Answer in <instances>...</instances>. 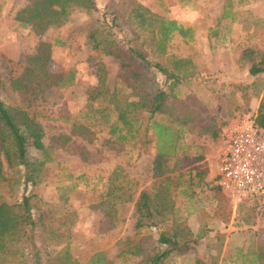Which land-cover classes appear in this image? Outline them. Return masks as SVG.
<instances>
[{
	"label": "rangeland",
	"instance_id": "374dc122",
	"mask_svg": "<svg viewBox=\"0 0 264 264\" xmlns=\"http://www.w3.org/2000/svg\"><path fill=\"white\" fill-rule=\"evenodd\" d=\"M224 1L94 0V10H73L65 22L37 36L12 18L27 0H0V100L25 110L40 124L50 158L32 182L22 184L19 172L0 180V201L32 195L33 214H41L42 230L32 239V249H40V263L136 264L156 244L160 228H134L139 191L165 192L172 207L165 223L177 218L190 232L189 248L171 252L160 264H242L240 254L264 241V198L234 200L216 179L227 129L253 117L264 99V71L248 72L251 63L264 68V0H229L227 17L222 18ZM136 5L188 26L191 38L173 34L164 54L157 55L152 45L141 42L146 32L134 26L130 10ZM111 17L118 27L110 24ZM107 27L119 45H135L151 63L172 68L173 58L189 60L168 105L177 110L182 103L194 122L169 124L177 141L161 158L159 176L152 170L153 142L115 140L107 133L112 114L106 93L98 90L94 100L86 99L98 64L105 71L106 92L133 99L118 59L86 42L87 32ZM54 38L62 43L52 44ZM39 41L50 44L44 69L63 75V85L24 72L25 60ZM132 63L137 65L134 59ZM153 72L158 86L166 89L170 79ZM14 79L23 86H14ZM87 103L103 111H90ZM154 118L168 123L163 115ZM202 128L206 132H199Z\"/></svg>",
	"mask_w": 264,
	"mask_h": 264
},
{
	"label": "trees",
	"instance_id": "16d2710c",
	"mask_svg": "<svg viewBox=\"0 0 264 264\" xmlns=\"http://www.w3.org/2000/svg\"><path fill=\"white\" fill-rule=\"evenodd\" d=\"M228 1L225 0L222 5L220 13L222 18L227 17ZM77 9L85 12L94 10V0H27L14 12L13 19L20 27L39 36L45 29L65 22L70 12ZM130 14L134 18L135 28L146 32V37L142 38L141 42L147 41L152 45V50L157 55L164 54L166 43L173 34L183 39L191 38L188 26L183 27L172 19L154 15L139 5L134 6ZM109 21L111 25L118 27L115 17H111ZM112 34L108 27L99 30L95 28L87 32L85 39L91 49L118 59L130 79L128 96H132L133 99L126 97L119 99L115 97L114 92H106L103 86L105 71L102 64L97 65L96 82L86 92V99L94 100L98 90L106 93V101L112 114V122L107 126V133L115 140L122 142L136 139L142 144L153 142L152 170L153 175L159 176L161 158L172 152L177 141L175 130L169 124L185 125L188 121L194 122L195 117L188 116L182 103L177 110H174L175 107L171 104L168 105L169 99L175 97L173 87L187 73L186 66L189 60L173 58L172 68L157 62L151 63L146 59L145 53L135 45L122 47L112 38ZM133 38H137V35L134 34ZM61 43L62 41L57 38L52 41V44ZM145 44L147 45L146 42ZM49 48L48 42L39 41L35 52L25 60L24 72L32 79L40 78L49 83L63 85V75H53L44 69V64L49 58ZM133 59L137 65L132 63ZM153 70L170 79L166 89L158 86L153 77ZM261 71H264V68L256 63H251L248 67L249 74ZM70 76L71 73L66 77L70 78ZM18 81L20 80L14 79V86H21ZM86 109L93 110L88 103ZM93 111L101 113L103 109L96 108ZM157 114L163 115L168 123L156 120L154 116ZM102 117L104 116L100 115V118ZM253 123L264 129V99H261L257 105ZM199 132L206 130L202 128ZM209 135L215 137L216 129L209 131ZM42 136L41 126L32 116L25 110L17 106L5 105L0 100V180L11 178L9 174L13 172H19L18 176L22 184L40 177L44 162L50 160ZM36 154H40L42 158L37 157ZM66 176L70 177V174L67 172ZM70 186L73 187L74 184ZM164 194L165 192L162 191L156 194L139 191L134 200L136 230L142 226L160 224L156 244L136 264H160L171 252L182 253L190 246L192 240H189L190 232L184 222L174 218L171 219L170 224L165 223L172 207L166 203L168 199H165ZM31 198L32 195L28 193L22 194L18 201L12 203L0 201V264H43L40 263L38 253L40 249H32L34 246L32 239L40 234L42 225L41 214H33L34 205ZM62 251L66 257V251ZM240 255L242 264H264V241H261L256 248ZM70 263L77 264L73 260H70Z\"/></svg>",
	"mask_w": 264,
	"mask_h": 264
},
{
	"label": "built area",
	"instance_id": "2783aa9c",
	"mask_svg": "<svg viewBox=\"0 0 264 264\" xmlns=\"http://www.w3.org/2000/svg\"><path fill=\"white\" fill-rule=\"evenodd\" d=\"M217 184L234 200L264 198V129L245 117L229 126L216 171Z\"/></svg>",
	"mask_w": 264,
	"mask_h": 264
},
{
	"label": "crops",
	"instance_id": "0c3cea01",
	"mask_svg": "<svg viewBox=\"0 0 264 264\" xmlns=\"http://www.w3.org/2000/svg\"><path fill=\"white\" fill-rule=\"evenodd\" d=\"M2 14H3V6L0 7V17H1ZM12 18H13V15H12Z\"/></svg>",
	"mask_w": 264,
	"mask_h": 264
}]
</instances>
